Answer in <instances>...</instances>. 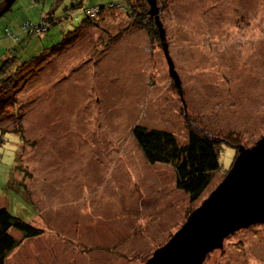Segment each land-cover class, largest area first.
<instances>
[{"label": "rangeland", "instance_id": "1", "mask_svg": "<svg viewBox=\"0 0 264 264\" xmlns=\"http://www.w3.org/2000/svg\"><path fill=\"white\" fill-rule=\"evenodd\" d=\"M53 4L16 0L0 18V39L4 28L36 22ZM121 15L102 14L99 29L28 74L18 97L24 142L0 130V207L44 230L23 241L6 264H145L221 182L236 146L250 148L264 135V0H172L161 11L191 123L160 41L129 32L107 46L127 24ZM76 16L78 22L53 27L41 50L77 27L84 14ZM11 44L0 40V55ZM134 126L171 132L180 144L189 128L233 133L239 143L219 142V171L191 202L175 188L173 167L145 162ZM203 264H264V227L232 234Z\"/></svg>", "mask_w": 264, "mask_h": 264}, {"label": "trees", "instance_id": "2", "mask_svg": "<svg viewBox=\"0 0 264 264\" xmlns=\"http://www.w3.org/2000/svg\"><path fill=\"white\" fill-rule=\"evenodd\" d=\"M2 1L0 0V3ZM33 1L38 2L39 0ZM65 1H68L69 4L62 6L59 11ZM85 1L63 0L55 9L41 12L36 22L22 20L15 24V31H11L7 27L4 28L0 40L1 42L9 40L12 44L5 46L2 49H5L4 52L0 55V130L3 133H12L24 142V112H22L24 104L18 97L27 81L28 74L38 72L41 69L39 67L41 64L48 63L54 54L56 56L64 52L75 41H78L80 36L99 29L98 21L102 14H112L117 11L119 15L122 14L121 16L125 20L127 19L126 26L108 39V47L119 43L123 36L129 32H144L154 44L160 41L153 17L148 13L149 5L146 0H120L117 3L87 8L84 5ZM171 1L156 0L159 15ZM79 12L84 14L79 25L63 35L60 32L62 39L57 45L41 50L43 44L48 42L50 30L63 21L78 22L79 18L76 15ZM21 35L25 39L22 40ZM56 39L58 38L56 37ZM32 41L35 42V53L32 52L31 56L29 51ZM96 47L94 48L96 49ZM27 52L30 53V56L27 55ZM3 124L7 126V129L3 128ZM205 133H207L205 130L198 132L189 128L186 142L180 144L171 132L147 129L142 126H134L131 131L145 162L149 165L164 164L173 167L175 188L186 194L191 202L203 196L210 187L213 174L219 171V142H226L230 145L239 143V139L233 133L224 137L216 135L209 137ZM253 227H264V224ZM11 230L19 232L20 239H15L10 234ZM43 232L44 230L42 231L31 221L14 216L7 208L0 207V264H6L8 256L17 250L23 241L36 238ZM222 257L226 258V254H223Z\"/></svg>", "mask_w": 264, "mask_h": 264}, {"label": "water", "instance_id": "3", "mask_svg": "<svg viewBox=\"0 0 264 264\" xmlns=\"http://www.w3.org/2000/svg\"><path fill=\"white\" fill-rule=\"evenodd\" d=\"M62 1L56 0L49 11ZM146 1L158 31L168 74L184 107L185 121L191 123L182 99L181 81L168 54L156 0ZM14 2L3 0L0 3V17ZM236 152L221 182L188 214L170 239L152 252L145 264H203L206 256L222 249L223 242L232 234L264 224V135L250 148L237 145Z\"/></svg>", "mask_w": 264, "mask_h": 264}, {"label": "crops", "instance_id": "4", "mask_svg": "<svg viewBox=\"0 0 264 264\" xmlns=\"http://www.w3.org/2000/svg\"><path fill=\"white\" fill-rule=\"evenodd\" d=\"M40 1V0H39ZM43 5H44V3H43ZM58 6V5H57ZM52 13V12H51Z\"/></svg>", "mask_w": 264, "mask_h": 264}]
</instances>
